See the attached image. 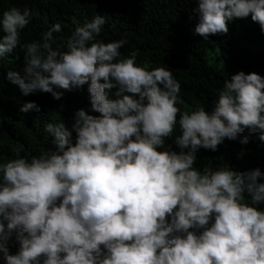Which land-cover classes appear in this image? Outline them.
<instances>
[{
    "label": "clouds",
    "instance_id": "9594fccd",
    "mask_svg": "<svg viewBox=\"0 0 264 264\" xmlns=\"http://www.w3.org/2000/svg\"><path fill=\"white\" fill-rule=\"evenodd\" d=\"M128 5L122 1L123 10ZM194 11V32L205 40L223 33L225 54L241 38L253 39L241 26L228 30L234 18L251 14L264 31V0H198ZM29 19L28 9L2 13L0 58L20 46ZM105 23L97 15L77 26L64 39L67 51L52 46L53 33L61 31L54 24L42 42L22 46L23 74L7 72L24 95L45 92L57 100L64 93L56 89L88 84L99 115L76 111L75 142L64 123H47L54 151L28 159L16 148L17 158L0 162V253L6 264H264V210L258 207L264 173L258 167H194L200 148L216 151L245 129L264 142V77L240 71L228 80L232 64L208 54L224 85L214 110L181 112V85L173 73L138 66L135 52L118 59L125 40L96 41ZM184 46L191 56L185 40ZM112 89L115 99L109 98ZM31 109L39 111L30 101L20 112ZM177 122L180 151L159 150ZM248 142V136L240 140ZM13 234L15 254L7 246Z\"/></svg>",
    "mask_w": 264,
    "mask_h": 264
},
{
    "label": "trees",
    "instance_id": "16d2710c",
    "mask_svg": "<svg viewBox=\"0 0 264 264\" xmlns=\"http://www.w3.org/2000/svg\"><path fill=\"white\" fill-rule=\"evenodd\" d=\"M122 1L0 0V16L13 7L21 12L24 9L30 11L29 23L20 32V46L0 58V162L17 158L14 151L16 148L21 149L20 156L28 159L38 157L42 152L54 151V138L45 131L47 123H64L75 142L76 132L73 126L76 111L83 108L91 115H99L91 108L88 84L71 91L56 89L64 93L57 100L51 93L45 92L24 95L7 78L9 70L23 74L25 50L22 46L34 41L42 42V34L57 23L61 25V31L53 33L55 43L52 46L67 51L64 39L77 26H83L97 15L103 16L106 23L102 25L96 41L108 43L123 39L126 42L120 49L118 59L130 57L135 52L138 66L149 70L163 66L170 70L181 85L179 96L183 103L177 104L181 112H191L197 107H203L209 113L214 110L218 91L224 85L215 76V66L207 63L208 54L232 64L228 80L240 71L246 74L256 72L264 77V31L259 23L254 24L251 14L246 18L229 21L228 30L232 27L240 29L241 26L245 32L253 35V39L241 38L242 44L236 46L231 54H225L222 52L223 33L210 35L205 40L194 32L199 22V14L194 11L198 7V0H127L129 5L124 10ZM4 35L0 25V38ZM184 40L193 50L191 56L186 53ZM115 91L109 90L110 99L116 98ZM30 101L35 102L39 111L31 109L20 112V108ZM180 134L177 122L175 132L171 137L165 138V145L159 150L179 152L175 140ZM244 136L249 137L247 144L240 143ZM196 155L194 167L201 171L207 167L213 171L233 168L243 172L258 167L264 173V142L259 140V133H250L247 129L235 140L225 138L216 151L200 148ZM258 180L264 182V176ZM245 199L250 202L249 197L246 196ZM258 207L264 210V203ZM199 231L202 229L197 230L198 233ZM7 246L12 254L19 250L15 234ZM0 264H6L3 253H0Z\"/></svg>",
    "mask_w": 264,
    "mask_h": 264
}]
</instances>
